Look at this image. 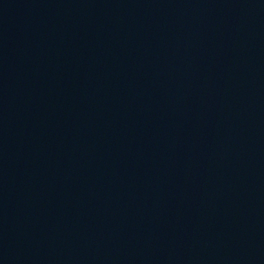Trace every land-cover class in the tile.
I'll return each mask as SVG.
<instances>
[{
	"label": "water",
	"instance_id": "obj_1",
	"mask_svg": "<svg viewBox=\"0 0 264 264\" xmlns=\"http://www.w3.org/2000/svg\"><path fill=\"white\" fill-rule=\"evenodd\" d=\"M0 15L135 73L264 158V0H0Z\"/></svg>",
	"mask_w": 264,
	"mask_h": 264
}]
</instances>
